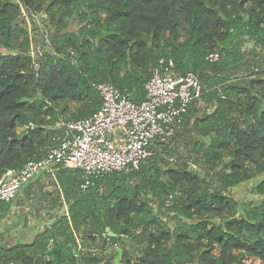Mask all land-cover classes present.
Instances as JSON below:
<instances>
[{
  "label": "trees",
  "instance_id": "1",
  "mask_svg": "<svg viewBox=\"0 0 264 264\" xmlns=\"http://www.w3.org/2000/svg\"><path fill=\"white\" fill-rule=\"evenodd\" d=\"M23 10L47 18V49L31 54ZM0 50V177L71 138L56 122L96 112L94 85L138 104L170 63L199 81L184 119L208 140L192 145L196 170L159 168L162 143L86 189L79 170H59L52 222L30 243H0V264H112L105 241L122 246L119 264H264V0H0ZM200 102L212 106L203 117ZM252 181L261 198L236 201L231 190Z\"/></svg>",
  "mask_w": 264,
  "mask_h": 264
},
{
  "label": "built area",
  "instance_id": "2",
  "mask_svg": "<svg viewBox=\"0 0 264 264\" xmlns=\"http://www.w3.org/2000/svg\"><path fill=\"white\" fill-rule=\"evenodd\" d=\"M208 59L216 60L217 55ZM199 87L195 74L176 73L172 63L165 70L152 72L144 84L145 98L138 104L111 84L94 85L101 98L100 108L87 118L56 122V127L71 132V138L41 160L6 170L0 177V204L10 203L25 184L57 166L79 170L81 189L108 174L137 170L151 155L152 145L175 134Z\"/></svg>",
  "mask_w": 264,
  "mask_h": 264
},
{
  "label": "rangeland",
  "instance_id": "3",
  "mask_svg": "<svg viewBox=\"0 0 264 264\" xmlns=\"http://www.w3.org/2000/svg\"><path fill=\"white\" fill-rule=\"evenodd\" d=\"M22 19L26 24V28L32 38V42L34 43L33 49L31 50V54L35 53L36 51L41 50V48L48 47L47 36L49 32H51L49 26L46 24V17L42 13H34L31 11L23 10L22 12ZM47 44H45L44 43ZM44 43L46 46H43ZM249 49H252V46H249ZM253 49L256 50V53H259L260 46H253ZM252 49V50H253ZM1 52H5L0 50ZM234 54V53H233ZM232 54H230V58ZM250 61V57H247ZM251 69V68H250ZM250 69H242L236 68L233 71L234 76L244 75L245 72ZM201 87V86H200ZM199 87V89H200ZM199 97V93H198ZM197 97V98H198ZM198 112L197 116L203 117L205 114H209L211 111L212 106L207 104L206 102H200L197 106ZM195 118L192 117L188 123H185V119H182V122L176 129L175 134L166 142L162 143V146H158L154 148L152 152V157H154L155 164L161 168L162 170L168 166H175L182 168L185 166L188 169L196 170L197 167L194 165L195 160L198 158L197 153H192V145L195 141H200L202 145H205L208 140L204 138H200L197 135V132L194 130L191 122ZM189 156L192 159L188 158ZM63 169L62 167H54L50 169L47 173H43L45 176L44 183L40 186L41 191L45 190L42 195L38 197V202H36V209L37 211H44V219L52 222L50 217L54 216L59 209V206L54 203L55 198H58V203H60L62 195L61 187L63 186V182L60 181L59 177V170ZM200 170V169H199ZM201 171V170H200ZM125 171L124 173H127ZM42 175V176H43ZM104 178V177H103ZM101 178V179H103ZM102 181V180H101ZM100 181V182H101ZM256 181H252L249 183L241 184L231 190V195L234 197L236 201H240L241 203H247L253 201L256 197L261 198L256 193L253 192V184ZM62 209V208H61ZM63 210V209H62ZM9 222H0V243L5 245H10L12 243H28V238L33 237L36 232L34 230L29 229L27 226L26 228L22 227L21 229H12V225ZM104 239L105 235L103 236ZM102 245V242H101ZM104 245V253L105 255L111 256L113 254L112 264H119L120 261V252L122 246L117 244L115 249H112L110 241H105ZM94 264V263H92ZM98 264H104L100 262Z\"/></svg>",
  "mask_w": 264,
  "mask_h": 264
},
{
  "label": "crops",
  "instance_id": "4",
  "mask_svg": "<svg viewBox=\"0 0 264 264\" xmlns=\"http://www.w3.org/2000/svg\"><path fill=\"white\" fill-rule=\"evenodd\" d=\"M40 174L29 183L25 184L16 194L13 201L6 204H0V222H9L13 224L12 229H21L22 227L33 229L37 235L44 227L49 225V221L44 219V211H37L36 202L38 197L44 193L41 191V185L46 179ZM28 238L30 243L33 238Z\"/></svg>",
  "mask_w": 264,
  "mask_h": 264
},
{
  "label": "water",
  "instance_id": "5",
  "mask_svg": "<svg viewBox=\"0 0 264 264\" xmlns=\"http://www.w3.org/2000/svg\"><path fill=\"white\" fill-rule=\"evenodd\" d=\"M106 235L108 237H121V238H124L122 236H116L115 234H113L112 232H110L109 228H106ZM79 259L83 262V264H92V260H93V257L92 256H88V255H81L79 256Z\"/></svg>",
  "mask_w": 264,
  "mask_h": 264
}]
</instances>
